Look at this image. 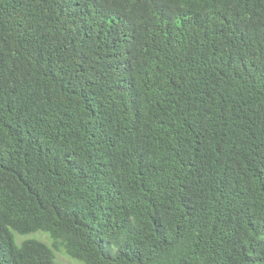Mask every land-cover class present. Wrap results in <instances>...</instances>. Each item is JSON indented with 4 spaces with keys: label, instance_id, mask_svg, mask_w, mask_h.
<instances>
[{
    "label": "trees",
    "instance_id": "16d2710c",
    "mask_svg": "<svg viewBox=\"0 0 264 264\" xmlns=\"http://www.w3.org/2000/svg\"><path fill=\"white\" fill-rule=\"evenodd\" d=\"M61 250L264 264V0H0V264Z\"/></svg>",
    "mask_w": 264,
    "mask_h": 264
},
{
    "label": "rangeland",
    "instance_id": "374dc122",
    "mask_svg": "<svg viewBox=\"0 0 264 264\" xmlns=\"http://www.w3.org/2000/svg\"><path fill=\"white\" fill-rule=\"evenodd\" d=\"M30 238L39 240V241H41V242H43L49 246L51 245V239H50L49 235L42 233V232H36V233L29 234L26 236H21V235H15L14 236L15 242L17 244H20L21 241H23L25 239H30ZM55 261H56V264H82L76 260L69 258L64 253V251H62V250L59 252H56Z\"/></svg>",
    "mask_w": 264,
    "mask_h": 264
}]
</instances>
